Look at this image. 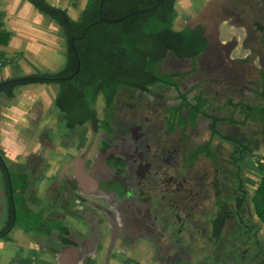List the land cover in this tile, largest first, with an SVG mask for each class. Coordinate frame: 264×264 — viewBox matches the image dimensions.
Listing matches in <instances>:
<instances>
[{"label":"flooded vegetation","instance_id":"flooded-vegetation-1","mask_svg":"<svg viewBox=\"0 0 264 264\" xmlns=\"http://www.w3.org/2000/svg\"><path fill=\"white\" fill-rule=\"evenodd\" d=\"M198 2L184 25L199 27L207 43L197 58L181 57L190 64L182 76L158 80L146 90L120 86L110 108L99 95L95 107L105 128L99 125L83 136L80 129L88 124L68 126L66 115L56 107L59 113L54 126H46L41 155L32 153L19 171L27 180L23 193L28 208L42 210L54 223L48 222L47 240L34 231L22 232L54 245L57 254L66 251L69 264H264V222L251 208L248 176L236 175L247 149L244 141L222 132L219 121L213 128L216 103L207 112L194 105L197 116L181 132L162 129L160 123L144 126L137 119L124 125L118 116L124 107L145 112L149 121L148 114L157 109L172 108L184 98L192 102L187 90L196 87L187 89L188 79L192 84L197 80V89L202 85L195 97L204 95L205 86L221 94V81L226 80L233 88L226 90L231 94L225 101H234V92L255 87L257 81L258 95H264V0ZM223 23L244 29L241 45L234 32L220 38ZM235 47L243 53L233 55ZM172 88L178 101L168 104L160 89ZM98 98L103 101L102 115ZM191 133L202 137L192 139ZM224 144L229 149L227 175L221 174ZM52 150L62 153L56 165L48 155ZM36 175L42 194L35 202L26 192H36ZM3 177L8 221L0 233L11 227L12 199L15 207L14 223L4 233L9 236L22 215L13 189L10 195L7 175ZM221 214L225 217L220 225Z\"/></svg>","mask_w":264,"mask_h":264},{"label":"trees","instance_id":"trees-1","mask_svg":"<svg viewBox=\"0 0 264 264\" xmlns=\"http://www.w3.org/2000/svg\"><path fill=\"white\" fill-rule=\"evenodd\" d=\"M34 1L45 5L44 11L60 25L66 40V60L64 65L54 71H43L40 75H67L73 71L76 65V57L70 44V35L71 33L80 35L85 25L98 18L100 0H87L75 19L70 18L64 9L46 6L44 0ZM156 1L103 0L102 14L108 17H115ZM175 5L176 0H163L156 8L131 15L118 21V23L97 22L91 25L82 37L76 38L74 41L80 57V68L74 76L62 80L32 77L19 79L1 85L0 93L5 96H13L14 88L18 84L26 82H54L57 84V92L53 104L66 115L67 125L88 124L96 131L100 125V119L97 116L95 101L99 95L104 101V106L110 108L120 86L146 90L149 85L156 81H164V77L169 71L164 70L161 65L169 54L178 58L188 57L195 59L206 45L207 41L199 27H174V18L177 14ZM148 24L150 28L145 30L144 26ZM154 24H158V26L152 30ZM7 38L8 32L0 29V42L6 41ZM154 61H156V68L161 71L162 76L158 75L156 68L151 65V62ZM171 73L177 75L181 71H173ZM261 98L263 101L259 107L255 104V108L257 107L258 113L262 114L263 121L257 118L254 119L261 120L263 123L264 95H261ZM184 99L180 103H182L181 105L186 104L184 106L188 107L192 102L188 101L187 98ZM198 100L202 102L199 106V109H202L201 107L209 101V97L198 94ZM230 102L233 103L232 101ZM235 104L239 105V103ZM251 107L246 105L248 110ZM186 114L191 120V109ZM196 115L197 113H194L193 117L195 118ZM245 117L247 120L248 116ZM214 118L212 121L213 128L217 127V122L220 119H226L219 116ZM227 118H229V122L236 121L233 116ZM241 122L244 123L245 121L242 120ZM238 140L244 141L243 143L247 150L252 148V139L248 137L235 139L236 142ZM259 166L264 169L263 164H259ZM19 175L21 180L17 183L18 185L14 186L12 182V189L15 192L14 198L20 211L24 209L25 213H28L27 216L30 215L32 217L34 213L29 211L30 209L26 205L23 193L27 185L26 176L21 175V173ZM236 175H241L239 168L236 171ZM252 201L256 215L264 222V176L252 194ZM21 215V218L25 216L22 213ZM224 217L225 214H221L220 225L223 223ZM50 229L48 228V231Z\"/></svg>","mask_w":264,"mask_h":264},{"label":"crops","instance_id":"crops-1","mask_svg":"<svg viewBox=\"0 0 264 264\" xmlns=\"http://www.w3.org/2000/svg\"><path fill=\"white\" fill-rule=\"evenodd\" d=\"M86 1L44 0V3L48 7L64 9L70 18L75 19ZM198 1L192 3V0H176L179 11L176 8L174 23L178 24L179 20L185 22L186 16L191 13L190 9L198 5ZM181 5L184 8H181ZM44 7L45 5L34 0H0V29L8 32L7 40L0 42V82L14 77L40 75L43 71H54L64 65L65 34L60 25L44 11ZM252 90L241 88V95L232 101L234 105L231 109H239L240 112L242 107L235 103L241 101L249 105L254 96L247 94H255ZM247 91L249 92L246 93ZM56 92L57 84L54 82H26L14 88L13 96L0 93V230L8 221V201L3 175H7L6 169L10 175H14L15 170L23 171L30 155L40 154L39 149L46 138V126H54L59 113L53 104ZM257 97L259 100L255 103H261L263 100L260 101L261 97ZM188 112L185 110V114ZM242 120L245 121L244 126L254 123L263 129L260 141V137L254 133L248 134L253 141L252 148L240 157L242 161L238 167L241 175L248 176L252 197L257 184L264 176V169L260 168L257 161L258 156L264 155V122H261L263 118L260 121L253 118L247 122L244 114ZM188 124L193 122L188 120ZM61 154L52 150L48 154L53 159L51 163L56 165V158L59 159ZM53 170L52 166L49 171ZM39 180V175H36L35 193L26 192L29 200L38 199ZM251 208L255 211L252 198ZM10 236L0 238V264H69L70 259L65 254L66 251L57 254L54 245L51 247L41 244L38 239L25 234L19 227L10 232Z\"/></svg>","mask_w":264,"mask_h":264},{"label":"rangeland","instance_id":"rangeland-1","mask_svg":"<svg viewBox=\"0 0 264 264\" xmlns=\"http://www.w3.org/2000/svg\"><path fill=\"white\" fill-rule=\"evenodd\" d=\"M193 1H195V0H192V3H193ZM195 6H197V5H195ZM175 7L179 11L178 2L176 3ZM181 8H184V6L181 5ZM177 17H179V15ZM180 19H181V17H180ZM181 21L182 20H179L178 24L174 23V27L175 28H181L182 26H185L184 24L186 22L190 21V17L187 19V21L185 20V22H181ZM114 23H118V22H114ZM181 23H183V25ZM107 24H111V23H107ZM157 26H158V24H154L152 26V30L156 29ZM144 28H145V30H149L150 25L149 24L145 25ZM220 28L222 29V34L220 35V38L225 39V38L229 37V34H233V32H234L235 33L234 35H236V37L238 39V43L241 45V42L243 41L242 36L244 33L243 28H241V27H236V28L229 27L225 23H223L220 26ZM236 45L238 46V44H236ZM242 53H243V51H241V52L238 51V48H236V47L233 49V52H232L233 55L242 54ZM186 60H187V58H176V57H174V55L169 54L168 57L166 58V61L164 63H162V65H161V67L164 70H169L168 74H166V76L164 77V80L172 81L176 78V76H182V74H183L182 71H187V68L189 69V67H190V64L189 63L187 64ZM151 65L156 68V65H157L156 61L151 62ZM170 70L181 71V73L177 74V75H173ZM156 73L158 75L162 76L161 71L157 70V68H156ZM194 76H196V75H194ZM206 79L207 78H205V76H204L203 80H206ZM185 82H186V85L188 83V86L186 87L187 89H190L189 87L190 86L193 87L194 85L196 87L194 89H190V91L187 90V92H188L187 96H188L189 100L192 101V103L189 104L188 106H191V122H193L195 119L193 117V115H194V113H197V110L194 108V105L200 106V104L202 103V102H199L198 97H195L193 95L195 93H197V90H200V87H202V85H200L199 89H197L198 84L197 85L195 84L197 82V80H195L194 84H192L193 82L190 79H188V81H185ZM257 82H256L257 84H253V85H256L255 87H257V88L252 86V89H253L252 91L255 94L251 95L250 93H248L249 91L246 92V93H248L247 95L254 96L251 102L248 101V102H250L249 106H252L251 109H249V110L246 109V105H248V104H246L245 101H241L239 103V106L242 107L240 112L238 111L239 109H237V110L231 109L233 104H231L230 101H226V103L224 102L226 97H228L231 94V90H232L231 88H233L232 87L233 85L229 82V80L221 81V91H222L221 94L216 93V89H213V86L211 89H208V87L205 86L204 87V90H205L204 95L207 97H210V100L207 101V104L203 105V107H201V108L207 112L208 111L207 107L210 105H213L212 103L215 102L217 105L216 109H218V110H212V111L217 116H219L223 119L226 118L225 120H222V119L219 120L220 130L222 132H224L228 136L231 135V136L237 137V138L238 137L239 138H243V137L249 138L248 134L254 133L256 136H258V138L260 137L258 139L260 141L261 140V134H262L261 130H263L261 128V126L254 124V123H253V125L251 124L249 126H244L245 122L244 123L241 122V118H242L243 114L245 116H248L247 122H249L250 120L252 121L253 118L262 119V114L258 113V111L256 110V108L260 106V102L255 103L256 100H259V97H257V95H258L260 85H259V81H257ZM227 89H231V90L226 91ZM249 89L250 88L247 87V90H249ZM256 89H257V92L255 91ZM261 89H263V88H261ZM160 90H162V93L167 96V98H168L167 103L168 104L172 103L173 99L175 102L178 101V98L175 99L178 96H177L176 90H174V88H172V89H160ZM215 93L218 94V96H216V98H215V95H213ZM233 94L235 95V97H234L235 99L241 95V93L238 94L237 92H234ZM213 99H215V100L213 101ZM183 100H185V99H183ZM261 100L262 99H260V101ZM97 102H98L97 108L99 109V114L102 115L100 108L102 107L101 105H103L102 104L103 101L100 98H98ZM181 104L182 103L176 104L172 108H171V106H168L167 108L165 106L162 109H157L155 112L152 113L154 115L148 114L149 116H151L149 121H146L144 118V115H146L145 112H142L140 110L139 111L124 110V107H123V109L120 110V112H118V116L123 119L124 125H127V124L130 125L132 122H134L135 119H137L138 121L143 123L144 126H145V124L151 125V124L160 123L161 124L160 126L162 129H164V128L167 129V127H168L170 131L173 129H178L181 132L182 130H184L186 123H188V119L186 118V115L183 111L184 109L187 110L186 106H184L186 104H183V105H181ZM255 104L258 105V106L256 105L257 106L256 108H255ZM240 113L241 114L243 113V114L241 115ZM231 115H233V118L236 120L235 122H233V121L229 122L228 121L229 118H227V117H230ZM234 124H236V125H234ZM100 128H105V120H100ZM90 130H91L90 125L83 126L82 129H80L81 135L83 136L84 134H89ZM201 130L203 132L204 127H202ZM191 135H192V137H191L192 139H200V137H202V135H199L198 137H196L193 133H191ZM206 148L207 147H205V149ZM222 152L224 153L225 157L222 158L223 161H221V163H222L221 174L227 175L228 172H226L224 170L225 167L226 168H227V166L229 167V163H228V160L226 157L227 154L229 153V149H228L227 144L223 145ZM13 172H14V170H12V173ZM19 174H20V172L15 170L14 176H13L14 179H12L14 186H16V184L18 182H20V180H21V177ZM39 194L41 195L42 191H40ZM29 211L34 213L32 215V217L30 215L27 216L28 213H25L24 209H22L21 211H18L19 216H20V212L22 214H25V216L23 218L17 220V222H19V223L15 224V226H13V228L10 230V232H13V230H15L17 227H19L20 229H22L24 231H32V232L34 231L35 233H37V236L41 237L44 240H47L46 238H47L48 233H49V231H47V226H50L49 225L50 223H48V222L53 223L52 218L45 216V214L42 215L41 214L42 210L38 211L37 208H34L33 211L32 210H29ZM39 220L42 223L37 222ZM36 224H38V226H39L38 231H36ZM7 234H4L0 238L10 237V235L8 236ZM42 236L45 238H43ZM194 262L197 263V261H194Z\"/></svg>","mask_w":264,"mask_h":264},{"label":"water","instance_id":"water-1","mask_svg":"<svg viewBox=\"0 0 264 264\" xmlns=\"http://www.w3.org/2000/svg\"><path fill=\"white\" fill-rule=\"evenodd\" d=\"M102 1L103 0H100V5H99V16L97 19H95L94 21L88 23L87 25L84 26V28L82 29V32L80 35H75L73 33H71L70 35V44H71V47L73 49V52L75 54V57H76V65H75V68L73 69V71L67 75H64V76H43V75H36V76H23V77H14V78H10V79H6V80H3L0 82V86L1 85H4L6 83H9V82H12V81H16V80H19V79H25V78H41V79H53V80H62V79H68V78H71L72 76H74L79 68H80V57H79V54H78V51H77V48L75 46V39L76 38H79V37H82L86 30L93 24L97 23V22H105V23H114V22H118V21H121L122 19L126 18V17H129L131 15H134V14H137V13H141V12H146V11H150L154 8H156L163 0H157L156 2L150 4V5H147V6H143V7H138V8H135V9H132L130 11H127L119 16H115V17H108V16H105L102 14ZM0 159H1V155H0ZM7 171V178H8V181H9V190H10V195L12 197V188H11V182H10V175L8 173V170L6 169ZM12 203H13V220L11 222V227L14 223V220H15V207H14V202H13V199H12ZM10 227V228H11ZM10 228L6 229L4 232L0 233V236H2L4 233H6Z\"/></svg>","mask_w":264,"mask_h":264},{"label":"built area","instance_id":"built-area-1","mask_svg":"<svg viewBox=\"0 0 264 264\" xmlns=\"http://www.w3.org/2000/svg\"><path fill=\"white\" fill-rule=\"evenodd\" d=\"M257 161L259 164H263L264 165V155H260L257 157Z\"/></svg>","mask_w":264,"mask_h":264}]
</instances>
